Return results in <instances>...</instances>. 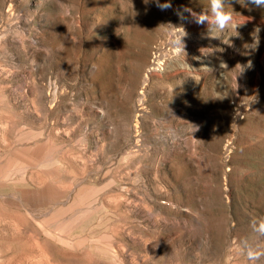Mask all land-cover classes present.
Returning <instances> with one entry per match:
<instances>
[{
    "label": "rangeland",
    "instance_id": "1",
    "mask_svg": "<svg viewBox=\"0 0 264 264\" xmlns=\"http://www.w3.org/2000/svg\"><path fill=\"white\" fill-rule=\"evenodd\" d=\"M171 3L0 0V209L19 200L39 230L0 236V264H250L243 242L264 250V8L225 0L238 26L211 38L176 14L209 0ZM38 151L56 163L8 172Z\"/></svg>",
    "mask_w": 264,
    "mask_h": 264
},
{
    "label": "clouds",
    "instance_id": "2",
    "mask_svg": "<svg viewBox=\"0 0 264 264\" xmlns=\"http://www.w3.org/2000/svg\"><path fill=\"white\" fill-rule=\"evenodd\" d=\"M150 0H144V3L147 5ZM155 3L156 7L161 11H166L172 8L171 0H165L164 3H161L160 0H152ZM237 2L241 3V0H237ZM245 0H243L244 4ZM248 4L256 8H264V0H247ZM225 0H209V10L207 12L201 11L196 12L191 8L182 7L176 10V14L181 20L187 19L184 13H188L191 16L193 22L198 25H208L207 35L211 38H219L222 33L230 28H237L238 24L234 23L233 11L229 12L225 10ZM260 32L259 28H256L253 36L255 43L253 44V48H256L259 44L258 33ZM172 40V44L176 48V51L179 52L181 50L184 51V44L182 38L186 35L185 31L182 36H175ZM6 37L4 35H0V41L4 40ZM252 229L259 236L264 237V221H260L259 223L253 221ZM243 254L246 256L247 260L250 264H256L262 257H264V250L253 247L247 241L243 242Z\"/></svg>",
    "mask_w": 264,
    "mask_h": 264
},
{
    "label": "bare ground",
    "instance_id": "3",
    "mask_svg": "<svg viewBox=\"0 0 264 264\" xmlns=\"http://www.w3.org/2000/svg\"><path fill=\"white\" fill-rule=\"evenodd\" d=\"M41 97V96H40ZM43 97V96H42ZM45 104V103H44ZM47 120V119H46ZM33 130V129H32ZM22 135V134H20ZM42 142V141H41ZM39 143V142H38ZM40 144V143H39ZM19 145V144H18ZM38 144L35 143V147L34 149L37 150V147ZM19 147V146H18ZM20 150V152H23L22 148L18 149ZM34 150V151H35ZM28 151V150H27ZM137 151V150H136ZM43 152V151H42ZM21 154V153H20ZM24 154V153H23ZM16 155V154H15ZM48 155V154H47ZM47 155H44V154H41L39 151L38 153L35 152V153H32L30 156L26 157L27 159H25L24 161H21L20 159H16L15 161H13L11 164L10 163H7V167H8V172H11L13 170H18V171H21L23 173V170L25 169V167L27 165L29 166H34L35 168H44L46 166H49L56 163V160L54 158V156L50 159V157H48ZM18 156V155H17ZM9 162V160H8ZM12 169V170H11ZM12 173V172H11ZM65 173V172H64ZM23 175V174H22ZM87 178V177H86ZM21 180H23L25 183L26 180L25 178L23 177ZM28 182V181H27ZM26 186V185H25ZM28 188V187H27ZM97 196V195H96ZM12 197V196H11ZM21 197V196H20ZM95 198V197H94ZM6 200V199H5ZM12 200V199H11ZM17 203H15V207L17 209L11 211L9 213V209L5 208V209H0V214L2 216V218L0 220H2L0 222V236L2 237H6L7 239H9L10 237L12 239H17L18 240V243H20L21 241L19 240L20 239V236L22 234H25V232L27 231H30V232H33V233H38V228H33V227H27L23 221V219L21 218L20 214H21V210H20V201L19 200H16ZM12 202V201H11ZM13 203V204H14ZM5 206V205H4ZM14 206V205H13ZM10 207V206H9ZM103 212V211H102ZM75 214V213H73ZM77 214V212H76ZM12 217V221H8V218ZM72 218V217H71ZM70 220V219H69ZM75 220H72V222H74ZM61 222H63L61 220ZM63 223H66L65 221ZM75 226V225H74ZM54 227V228H52ZM50 227V225H48L44 230L45 233H57V234H60V235H63V234H67L69 232H71L72 228L69 227L68 225H66V227H55V226H52ZM44 228V226H43ZM89 230V229H88ZM91 230V229H90ZM7 239L3 238L1 240V243H0V247H2V250L4 251L5 254H7L6 250H5V245L8 244L6 241ZM5 258H7L8 260H10V257L7 255L5 256Z\"/></svg>",
    "mask_w": 264,
    "mask_h": 264
}]
</instances>
